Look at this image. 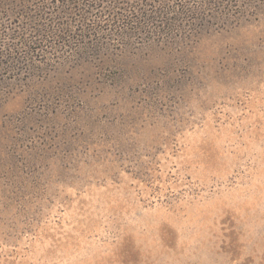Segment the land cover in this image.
<instances>
[{"label":"rangeland","instance_id":"374dc122","mask_svg":"<svg viewBox=\"0 0 264 264\" xmlns=\"http://www.w3.org/2000/svg\"><path fill=\"white\" fill-rule=\"evenodd\" d=\"M0 264H264V0H0Z\"/></svg>","mask_w":264,"mask_h":264},{"label":"trees","instance_id":"16d2710c","mask_svg":"<svg viewBox=\"0 0 264 264\" xmlns=\"http://www.w3.org/2000/svg\"><path fill=\"white\" fill-rule=\"evenodd\" d=\"M180 8L185 9V10L187 9L186 6H182V5H180Z\"/></svg>","mask_w":264,"mask_h":264}]
</instances>
